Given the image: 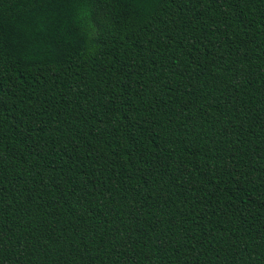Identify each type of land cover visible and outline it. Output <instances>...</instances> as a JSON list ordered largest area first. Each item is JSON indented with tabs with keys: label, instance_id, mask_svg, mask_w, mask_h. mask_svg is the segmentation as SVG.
<instances>
[{
	"label": "trees",
	"instance_id": "obj_1",
	"mask_svg": "<svg viewBox=\"0 0 264 264\" xmlns=\"http://www.w3.org/2000/svg\"><path fill=\"white\" fill-rule=\"evenodd\" d=\"M0 264H264V0H0Z\"/></svg>",
	"mask_w": 264,
	"mask_h": 264
}]
</instances>
